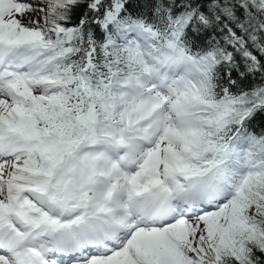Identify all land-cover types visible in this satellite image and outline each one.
Instances as JSON below:
<instances>
[{"label": "snow or ice", "instance_id": "6c2138e0", "mask_svg": "<svg viewBox=\"0 0 264 264\" xmlns=\"http://www.w3.org/2000/svg\"><path fill=\"white\" fill-rule=\"evenodd\" d=\"M0 264H264V0H0Z\"/></svg>", "mask_w": 264, "mask_h": 264}]
</instances>
